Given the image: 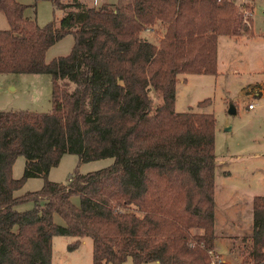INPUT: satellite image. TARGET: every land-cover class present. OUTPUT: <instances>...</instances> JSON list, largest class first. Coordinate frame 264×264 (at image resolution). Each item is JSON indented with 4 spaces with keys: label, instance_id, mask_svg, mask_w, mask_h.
Masks as SVG:
<instances>
[{
    "label": "trees",
    "instance_id": "16d2710c",
    "mask_svg": "<svg viewBox=\"0 0 264 264\" xmlns=\"http://www.w3.org/2000/svg\"><path fill=\"white\" fill-rule=\"evenodd\" d=\"M63 14L40 25L27 4L0 0V72L51 76L48 110H0V264H51L52 238H92L91 264H209L215 255V115L176 110L180 73H218L219 35L253 34L244 0H52ZM144 30L159 33L155 42ZM71 33L70 51L46 60ZM210 97H205L197 105ZM107 166L47 173L64 152ZM26 157L23 174L12 164ZM41 188L15 195L25 178ZM78 196V202L72 196ZM32 200L18 210L15 204ZM58 214L63 223L55 221ZM251 243L239 263L264 264V194L252 197Z\"/></svg>",
    "mask_w": 264,
    "mask_h": 264
},
{
    "label": "rangeland",
    "instance_id": "374dc122",
    "mask_svg": "<svg viewBox=\"0 0 264 264\" xmlns=\"http://www.w3.org/2000/svg\"><path fill=\"white\" fill-rule=\"evenodd\" d=\"M27 4L25 12L35 16L38 24L43 25L51 20L56 22L63 14V9L56 7L52 0H18ZM62 2L67 0H61ZM88 4L98 5L102 2L121 4L126 0H85ZM250 4V0H244ZM264 3V1H263ZM245 15L251 17V9L243 7ZM8 21L0 11V28H7ZM143 35L157 42L158 31L144 30ZM74 38L67 33L53 44L46 52V60L66 54L70 51ZM235 38V35H220L218 40V74L180 73L177 88L182 84L184 77L187 85L182 84L175 100L176 110H205L215 115L214 148L217 156L216 179L221 189L223 183L235 186L241 195V201L229 203L242 214V222H231L216 226V249L221 257L232 263H239L247 252L251 243L253 229L252 201L248 196L252 192L264 194V180L252 174L253 167L264 164V97L247 94V87L253 91L264 81V71L261 62L264 59V42L260 45L249 44ZM249 46V47H248ZM256 83V84H254ZM264 89V84H262ZM181 89V90H180ZM247 90V91H246ZM51 76L45 72H0V110L31 109L48 110L51 107ZM197 105L196 99H204ZM192 100L193 107H186L187 101ZM249 102L257 105L251 109ZM236 109L231 111V106ZM257 113V115H256ZM239 153L240 156L237 154ZM255 153V154H254ZM257 153V154H256ZM26 157L23 154L16 156L12 164V174L20 177L23 174ZM113 162L112 156H104L89 160H80L78 154L64 152L57 164L50 167L47 177L53 181L66 182L71 172L77 168L80 172L95 170ZM248 167V170H246ZM228 170L223 173V170ZM262 170L255 168V170ZM44 184L43 176H29L25 178L21 187L14 190V194H22L36 190ZM250 193V194H249ZM220 192H218V200ZM78 202V196H72ZM33 206L32 200H25L14 205L18 210ZM55 221L63 223L58 214H54ZM231 219H234L231 216ZM75 236L55 234L52 238L51 264H91L92 238L85 235L76 247H69ZM217 260L220 255H215ZM216 261V260H215ZM104 264H111L105 262ZM121 264H134L128 256ZM142 264H159L155 260L145 261ZM217 264V263H216Z\"/></svg>",
    "mask_w": 264,
    "mask_h": 264
},
{
    "label": "crops",
    "instance_id": "0c3cea01",
    "mask_svg": "<svg viewBox=\"0 0 264 264\" xmlns=\"http://www.w3.org/2000/svg\"><path fill=\"white\" fill-rule=\"evenodd\" d=\"M263 1L264 0H250V4L252 7L251 8V16H252L251 25H252V29H253V34H251V35H245V34L235 35V38H240V41L248 42L247 45L252 44V43L253 44L258 43V45H260L262 42H264V3H263ZM24 13L26 16L35 19V16H32L31 14L25 12V10H24ZM219 36H218V40H219ZM217 61H218V48H217ZM261 64H262L261 67H264V59L262 60ZM262 69L264 71V68H262ZM219 72H220V70L218 67V73ZM218 73H216V74H218ZM193 74H201V73H193ZM177 83H176V89H175V100H176V97L178 95L179 88L182 87L181 85L182 84H184V86L187 85V78L184 77L182 84L179 85V88H177ZM256 83H258L259 85L256 86L255 88H257V89H254L253 91L250 89V87H247L248 85H250L252 83L247 84L246 88H248V90H249V91L246 90L247 94L259 95L260 97H264V89H263V86H261L262 84H264V81L261 80V81H258ZM256 83H254V84H256ZM199 100H201V99H196L195 100L196 103ZM194 102L192 100L189 102V100H188L186 107H193L192 103H194ZM263 103L264 102H261L259 105H262ZM256 106L257 105L254 104L253 106H248V107L253 109ZM256 115H257V113H256ZM261 152L264 153V151H261ZM237 155L240 156L239 153ZM255 168H261L262 170H259V169L255 170ZM246 170H248V167H246ZM226 171H228V170H226V169L223 170V173H226ZM252 174L253 175L256 174V177L258 179L264 180V164L261 167L254 166L253 170H252ZM217 186H218V183H217V179H216V170H215V209H214L215 231H216V226H217L218 222L221 224H225V223H229V222H231L232 224H237V223H240L243 221L242 220V214L239 213L234 207H232L229 204L232 201H233L232 203H235V202L242 200L240 193L239 192L237 193L236 187L231 185V183H230V185L223 183L221 186V189H220V187H217ZM218 192H220L219 200H218ZM254 194H257V193L252 192L250 194L251 196H248V201H252V197ZM231 216H233L234 219H231ZM217 252L219 253L220 258L223 259L221 257L219 250H217ZM223 260L228 261L226 259H223Z\"/></svg>",
    "mask_w": 264,
    "mask_h": 264
},
{
    "label": "built area",
    "instance_id": "2783aa9c",
    "mask_svg": "<svg viewBox=\"0 0 264 264\" xmlns=\"http://www.w3.org/2000/svg\"><path fill=\"white\" fill-rule=\"evenodd\" d=\"M253 105H254L253 102H250V103L248 104V106H253ZM209 264H216V261H215L214 259H211V261L209 262Z\"/></svg>",
    "mask_w": 264,
    "mask_h": 264
},
{
    "label": "water",
    "instance_id": "95a60500",
    "mask_svg": "<svg viewBox=\"0 0 264 264\" xmlns=\"http://www.w3.org/2000/svg\"><path fill=\"white\" fill-rule=\"evenodd\" d=\"M231 111H234L235 110V108H234V106L232 105L231 106V109H230Z\"/></svg>",
    "mask_w": 264,
    "mask_h": 264
}]
</instances>
